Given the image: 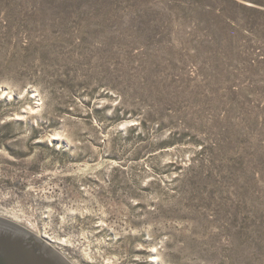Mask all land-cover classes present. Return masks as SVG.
<instances>
[{
	"label": "rangeland",
	"instance_id": "obj_1",
	"mask_svg": "<svg viewBox=\"0 0 264 264\" xmlns=\"http://www.w3.org/2000/svg\"><path fill=\"white\" fill-rule=\"evenodd\" d=\"M0 216L72 264H264V0H0Z\"/></svg>",
	"mask_w": 264,
	"mask_h": 264
},
{
	"label": "water",
	"instance_id": "obj_2",
	"mask_svg": "<svg viewBox=\"0 0 264 264\" xmlns=\"http://www.w3.org/2000/svg\"><path fill=\"white\" fill-rule=\"evenodd\" d=\"M0 264H72L27 227L0 216Z\"/></svg>",
	"mask_w": 264,
	"mask_h": 264
},
{
	"label": "bare ground",
	"instance_id": "obj_3",
	"mask_svg": "<svg viewBox=\"0 0 264 264\" xmlns=\"http://www.w3.org/2000/svg\"><path fill=\"white\" fill-rule=\"evenodd\" d=\"M155 259H158V257H156Z\"/></svg>",
	"mask_w": 264,
	"mask_h": 264
}]
</instances>
